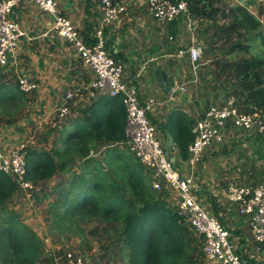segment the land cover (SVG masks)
<instances>
[{
  "label": "trees",
  "instance_id": "obj_1",
  "mask_svg": "<svg viewBox=\"0 0 264 264\" xmlns=\"http://www.w3.org/2000/svg\"><path fill=\"white\" fill-rule=\"evenodd\" d=\"M186 1L189 11L196 18L210 19L215 29L204 38L207 43L205 53H213L221 40L223 44L226 43L228 33H239L241 36H236L227 51H246L255 42L264 49V30L259 19L245 5L235 4L221 10L216 6L218 0ZM217 15L229 20V24L217 25ZM178 23L179 20L174 25L168 23L175 30V35L178 33ZM110 53L115 58L120 57L113 50ZM187 63L191 68L188 60ZM226 68V72L220 68L218 74V77L223 75L225 89L232 91L226 96H236V102L241 104L238 106L243 110L264 112V51L263 56H239ZM20 97L23 94L18 87L10 94L0 89V107ZM97 99L84 111V117L71 119L64 137L60 138V147L52 151L26 147L25 176L33 185L52 178L57 172L70 173L68 180L58 186L55 200L49 202L51 230L62 231L64 227L69 228L79 221L96 217L112 224L113 235L125 250L128 264H201L196 251L197 242L195 244L197 240L199 243L201 237L193 235L177 213L175 203L173 207L165 198L167 189L161 190L162 195L158 194L152 186L150 170L131 151L129 153L119 146H110L127 139L124 131L126 116L121 100L107 95ZM205 109L199 110L200 115ZM196 117L176 108L163 121L152 120L161 130L164 140L167 134L173 137V152L180 161L188 157ZM255 138L260 137L255 135ZM100 144L108 146L103 162L89 154L90 147L97 148ZM75 157L82 159L78 172H74ZM90 166L92 168L87 169ZM252 171L251 167L250 173ZM259 172L263 174L262 169ZM16 188L18 186L13 178L0 171V213L5 210L4 203ZM207 201L212 213L224 223L218 216L215 199L208 194ZM41 251L42 241L32 228L14 214L0 218V264H34Z\"/></svg>",
  "mask_w": 264,
  "mask_h": 264
},
{
  "label": "built area",
  "instance_id": "obj_2",
  "mask_svg": "<svg viewBox=\"0 0 264 264\" xmlns=\"http://www.w3.org/2000/svg\"><path fill=\"white\" fill-rule=\"evenodd\" d=\"M21 0H0V72L14 57L21 36L25 35L19 21L13 16V8ZM23 1V0H22ZM48 14L52 19V28L65 41L70 43L92 78L84 88L90 99L107 95L117 97L124 107L126 122L125 135L129 150L150 170L152 186L157 191L167 189L173 192L177 213L197 236L201 237V264H264V183L250 184L229 180L225 186L224 199L248 222L251 236H234L229 228L217 216L203 206L195 193L193 170L201 161L206 148L226 141L228 131L236 130V137L253 139L264 135V112L241 109L234 95H228L219 102L211 103L204 113L196 117L192 126L193 140L188 146V157L177 170L169 161L165 150V141L156 134L155 124L149 114L154 110L156 100L153 96L139 99L138 88L126 83L123 76L124 65L113 57L106 48L104 28L119 22L126 13L123 0H98L100 24L93 32L92 43H86L71 19L58 9L56 0H25ZM264 4V0H255ZM150 16L158 24H168L179 20L178 31L192 34L195 25L186 0H145ZM186 30H185V28ZM180 27V29H179ZM170 39V35H169ZM179 59L187 58L193 72H196L202 56V49L191 36L174 53ZM195 76V75H194ZM173 78L171 93H184L185 83L196 82ZM17 87L24 93L33 91L36 84L25 75H18ZM75 95L67 90L57 107L60 118L74 115L69 101ZM26 148L21 143L7 146L0 142V171L13 178L18 188L28 197L32 196V182L26 178ZM250 248H249V247ZM249 248V250L247 249ZM57 264H85L83 258L74 250H65Z\"/></svg>",
  "mask_w": 264,
  "mask_h": 264
},
{
  "label": "rangeland",
  "instance_id": "obj_3",
  "mask_svg": "<svg viewBox=\"0 0 264 264\" xmlns=\"http://www.w3.org/2000/svg\"><path fill=\"white\" fill-rule=\"evenodd\" d=\"M90 2L94 8L98 4V0ZM240 2L241 0H218L216 5L219 6L221 10H225L226 7L239 4ZM248 3L251 4L247 9L259 19L261 29L264 30V6H262V4H257L255 0H248ZM190 16L192 17V26L194 22L195 28L192 30V34L185 31V33L181 35L187 36V38L193 36L195 43L201 46L202 56L199 60L196 72L194 73L193 69L189 67L185 58L180 61H174L170 57H166L165 59L169 58V62H174L176 66H180L181 64L185 65L186 74L181 76V80L183 77L185 80H192L194 77L197 78L196 82L192 81L185 83V92L177 94L191 100V102H186L184 108H188L193 112H198L196 116L199 117L201 112L199 111L200 109L204 110L209 104L224 99L226 93H232L231 89H225L223 75L218 77L219 72H221L220 68L224 72L227 70L226 65L231 64L239 56L252 57L258 54L263 56L264 49L255 42L253 47L248 48L246 51L242 49H234L231 52L227 51L228 46L235 41L236 36H241L239 33H228L227 36L229 37L226 43L223 44L221 40V42L217 44L218 48L214 50L213 53L211 51H206L205 53L204 50L207 43L204 42V38L215 30L211 26L212 21L210 19L208 21L206 18L198 19L191 12ZM216 19V24L219 26L226 25L227 23L229 24V20L222 18L220 15H217ZM147 27L153 32V35L166 36L169 38L170 27L168 24H158L150 17L147 22ZM138 30L140 31L141 29ZM136 33L137 32L132 31L128 35L125 33V35L135 36ZM218 34L221 35V33ZM223 34H225V32ZM138 36H142V33L138 32ZM151 65L152 62L147 65L148 71H150ZM215 77L218 78L216 79ZM12 83L15 84V81ZM18 99V105L8 103L0 107V137L4 135L5 139H9L13 143L22 142L25 148L35 147L52 151L53 148L60 147V138L64 137L65 131L69 128L73 117H58L56 111L57 106L54 109L55 112L51 110V117L54 116L53 118L50 117V120L44 121L42 119L37 122L29 118L30 115L32 116L35 114L36 107L33 109L32 107L25 106L22 102L24 97ZM238 104L241 106L240 103ZM42 109L44 108L42 107ZM39 118L41 119L42 117ZM75 118L77 119V117ZM150 120L158 121L151 115ZM155 127L157 136L164 141L161 130L157 128L156 124ZM236 135V130L231 128V130L228 131V136L224 143L213 145L209 148L215 151V158L214 162L213 160L211 161L210 167L207 164L205 168V178H208V181L211 183L214 182L215 188H220L221 186L224 190L229 180L239 182L243 180H249V182H251L253 180V182H255L253 184L257 182L264 183V135L259 136V139H256V137V141L254 138L245 139L243 136L237 138ZM223 145L227 147L222 148ZM110 146H119L121 149L131 153L127 140L113 143ZM90 148V156L103 162L104 153L108 146L100 144L97 148ZM81 162L82 159L78 157L74 158V172L80 170L79 166ZM199 164L200 162L197 165V178H195V182L198 186L203 184L201 183L199 174L204 171L203 166H201L202 163ZM255 166L260 167L263 174L256 171L257 174L253 178V175H250V170L251 167ZM91 168L92 166L87 169L90 170ZM179 169L180 167L177 166V170ZM68 176H70L69 172H57L52 178L40 181L38 184H35L31 190V194L33 193L34 195L33 197H28L25 195L24 191L16 188L11 198L4 203L3 208L5 210L0 213V218L2 219L10 214H14L22 223H25L37 233L42 241V251L39 259L34 264H57L62 253L70 249L76 251L83 258L85 264H128L125 250L121 247L120 241L113 235V227L109 222L101 221L93 217L87 221H79L77 225H71L69 228L64 227L62 231L51 230L52 217L49 212V202L55 200L58 186L61 185L60 183L67 181ZM203 176L204 175L201 173V177ZM219 188L217 189L215 198H219L223 202L222 207L227 210V208L231 206L224 201L220 191H218ZM157 193L162 195V191H157ZM165 198H167L169 203L174 207V195L166 192ZM202 204L207 210L213 212L205 201L203 203L202 200ZM239 218L242 219L240 216ZM247 233L251 236L249 229H247ZM193 235L195 236V234ZM196 242V251L199 253L198 257L201 263L202 256L200 254V244L198 240L195 241V244Z\"/></svg>",
  "mask_w": 264,
  "mask_h": 264
},
{
  "label": "crops",
  "instance_id": "obj_4",
  "mask_svg": "<svg viewBox=\"0 0 264 264\" xmlns=\"http://www.w3.org/2000/svg\"><path fill=\"white\" fill-rule=\"evenodd\" d=\"M90 1L94 0H56L60 12L71 19L86 43L93 42L91 35L100 24L99 2L94 8ZM123 1L126 6V13L119 22L104 28L106 48L109 52L112 50L117 52L120 56L117 59L121 60L124 65L123 80L128 84L133 83L137 86L138 97L141 101L151 96L155 98L156 104L149 116L151 115L158 121H163L167 114L176 108H181L190 115L196 116L198 112L184 108L186 102H191V100L170 91L166 92L159 85L158 75L160 71L156 73L157 70L163 69L171 81L173 78L186 74L184 64L176 66L174 62H169V58H165L170 57L174 61H180L181 59L174 56V53L181 44L189 43L190 38L182 36L181 34L185 32H180V30L175 35L174 40L166 36L153 35V32L147 27V22L151 16L147 10L145 0ZM239 4L248 8L251 3H248V0H241ZM13 16L19 21L25 35L21 36L14 57L0 72V89L6 90L8 94L14 92L17 89L16 79L18 75H25L34 82L36 87L33 91L29 93L22 92L24 97L22 102L25 106L33 109L36 107L35 114L30 115L29 118L37 122L42 119L47 121L53 118L54 116L51 117V110L55 112L54 109L60 105L63 94L69 89L74 90L75 95L69 101L70 110L74 113L72 117H77V119L80 116L84 117V111L98 100L90 99L84 88L85 84L92 78L91 71L82 63L73 46L61 38L56 30L52 28V19L48 14L32 3L21 0L13 8ZM206 19L209 21L208 18ZM132 31L137 32L135 36H127ZM138 32H141L142 36H138ZM150 62H152V65L150 71H148L147 65ZM13 81H15V84L12 83ZM18 101L19 99L16 98L9 101V103L18 105ZM5 103H8V101ZM0 138H2L0 142L7 146L18 143L5 139L4 135ZM214 153L215 151L209 148H206L203 153L200 164L202 163L201 166H203L204 171L201 173L204 176L201 177V173L199 174L203 184L198 186L195 182V193L201 201L203 200V203L204 201L207 203V206H210L207 201L208 194L215 199L218 216L222 218L232 235L237 237L244 235L250 238L249 233H247V229L250 231V228L246 219L238 214L236 206L232 207L229 204L231 207H228L227 210L224 209L222 207L223 202L219 198H215L219 187L215 188L214 182L211 183L208 178H205V168L207 164L210 167L212 160L214 162ZM173 154L176 166L181 168L184 161H180L175 152ZM196 169L193 170L194 181L197 178ZM252 170L254 171L250 175H254L255 170L260 171L261 169L255 166L252 167ZM242 182L253 184V180L251 182L243 180ZM224 190L221 186L218 190L223 199ZM169 193L173 194V192ZM224 201L226 200L224 199ZM249 248L247 249L249 250Z\"/></svg>",
  "mask_w": 264,
  "mask_h": 264
},
{
  "label": "water",
  "instance_id": "obj_5",
  "mask_svg": "<svg viewBox=\"0 0 264 264\" xmlns=\"http://www.w3.org/2000/svg\"><path fill=\"white\" fill-rule=\"evenodd\" d=\"M171 24H176L177 20L174 19L170 22ZM170 38L174 40L175 38V30L171 28L170 30ZM158 81L159 85L166 91L169 92L171 90V85L172 82L169 80L166 72L163 69H160L159 75H158ZM173 149H174V140L173 137L170 134H167L166 140H165V150H166V155L169 158V161L174 165L175 162V157L173 154Z\"/></svg>",
  "mask_w": 264,
  "mask_h": 264
}]
</instances>
